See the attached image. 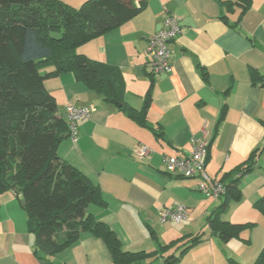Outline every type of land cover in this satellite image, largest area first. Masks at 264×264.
<instances>
[{
  "label": "crops",
  "instance_id": "1",
  "mask_svg": "<svg viewBox=\"0 0 264 264\" xmlns=\"http://www.w3.org/2000/svg\"><path fill=\"white\" fill-rule=\"evenodd\" d=\"M138 1L146 4L138 15L80 46L77 53L116 67L123 101L134 110H141L150 90L145 116L149 128L137 125L71 74H63L44 82L62 116L68 105L92 112L77 123L75 143L64 139L57 156L98 186L106 206H90L88 212L108 227L123 251L150 253L200 233L202 242L178 264H227L229 259L253 264L264 246V220L253 208L264 196V153L255 170L242 178L240 201L220 216L223 222L255 226L227 243L212 236L206 222L222 199L199 191L197 178L166 173L162 159L186 156L192 142L203 139L208 143L206 176L219 184L224 174L264 145V0H251L238 24L237 8L227 14L226 23L221 20V3L227 0ZM166 16L177 18L181 33L168 45L171 72L153 76L146 67L147 42ZM251 71L262 77L260 83H253ZM139 148L146 153L139 154ZM176 206L184 207L186 220L160 223L159 212ZM179 246L153 264L175 257ZM0 264H112V259L104 242L89 233H81L52 257L37 256L20 198L7 192L0 196Z\"/></svg>",
  "mask_w": 264,
  "mask_h": 264
},
{
  "label": "trees",
  "instance_id": "2",
  "mask_svg": "<svg viewBox=\"0 0 264 264\" xmlns=\"http://www.w3.org/2000/svg\"><path fill=\"white\" fill-rule=\"evenodd\" d=\"M136 1L86 0L74 8L60 0H0V196L11 192L24 201L27 230L34 237L37 256L52 257L74 244L81 233H89L104 242L112 264H153L180 244V256L169 255L163 261L178 264L188 250L202 242L199 233L158 246L150 253L123 251L108 227L88 212L90 206H106L98 186L57 156L69 128L44 82L63 74H71L77 83L119 108L137 125L149 128L145 116L150 90L141 110H134L123 101L119 70L77 53L80 46L138 15L146 4ZM250 4L251 0L222 2L221 20L226 23L227 14L237 8L238 24ZM47 68L51 70L41 72ZM251 78L253 83L262 81L256 71H251ZM263 153L264 145L218 182L223 189L218 197L222 202L206 222L210 234L223 243L240 239L255 226L230 224L220 216L229 204L240 201L241 180L255 170ZM253 208L264 220V196ZM227 264L237 263L229 259ZM253 264H264V246Z\"/></svg>",
  "mask_w": 264,
  "mask_h": 264
},
{
  "label": "built area",
  "instance_id": "3",
  "mask_svg": "<svg viewBox=\"0 0 264 264\" xmlns=\"http://www.w3.org/2000/svg\"><path fill=\"white\" fill-rule=\"evenodd\" d=\"M181 33V27L176 17L166 16L161 28L147 42L146 53L148 61L146 67L151 75H167L171 72L170 51L168 45ZM91 108L68 105L64 108V117L69 128V139L75 143L78 137L77 123L88 119ZM208 143L205 140L192 142V148L186 156H166L162 159L164 171L171 175H177L185 179L197 178L199 191L212 197H219L223 193L221 185L209 181L205 173ZM139 154L144 155L146 150L139 148ZM160 223H182L186 220L184 207L176 206L166 208L159 212Z\"/></svg>",
  "mask_w": 264,
  "mask_h": 264
},
{
  "label": "rangeland",
  "instance_id": "4",
  "mask_svg": "<svg viewBox=\"0 0 264 264\" xmlns=\"http://www.w3.org/2000/svg\"><path fill=\"white\" fill-rule=\"evenodd\" d=\"M62 1H64L67 4H70V5L72 4L71 6H76V7H78V4H80L79 0H62ZM84 1H86V0H83L82 2H84ZM49 70H51V68L44 69L41 72L49 71ZM201 251H203V248ZM179 256H180V251H177V252L175 251V257H179ZM205 258H209V257H205ZM159 264H161V262Z\"/></svg>",
  "mask_w": 264,
  "mask_h": 264
},
{
  "label": "water",
  "instance_id": "5",
  "mask_svg": "<svg viewBox=\"0 0 264 264\" xmlns=\"http://www.w3.org/2000/svg\"><path fill=\"white\" fill-rule=\"evenodd\" d=\"M20 204H21V207L24 209L25 208V203L24 201L20 198Z\"/></svg>",
  "mask_w": 264,
  "mask_h": 264
}]
</instances>
